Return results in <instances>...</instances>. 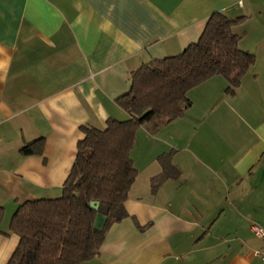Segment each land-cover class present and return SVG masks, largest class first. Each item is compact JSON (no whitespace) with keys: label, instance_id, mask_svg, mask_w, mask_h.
<instances>
[{"label":"crops","instance_id":"crops-1","mask_svg":"<svg viewBox=\"0 0 264 264\" xmlns=\"http://www.w3.org/2000/svg\"><path fill=\"white\" fill-rule=\"evenodd\" d=\"M216 11L246 17L234 32L254 65L233 92L214 75L189 90L181 117L138 129L128 215L80 264H264L251 230L264 228V0H0V264L19 243V205L62 194L81 126L128 119L116 100L131 72L196 42ZM39 138L42 153L23 155ZM162 153L175 175L153 193Z\"/></svg>","mask_w":264,"mask_h":264},{"label":"trees","instance_id":"trees-1","mask_svg":"<svg viewBox=\"0 0 264 264\" xmlns=\"http://www.w3.org/2000/svg\"><path fill=\"white\" fill-rule=\"evenodd\" d=\"M245 19L216 11L196 42L131 72L130 91L116 100L129 118L111 117L104 128L81 126L84 137L77 144L62 194L27 200L12 215L10 229L19 243L8 264H80L100 254L108 229L128 215L125 201L138 176L131 157L138 129L145 125L155 133L181 117L191 104L189 90L214 75L227 79L230 93L240 85L256 60L252 52L240 48L243 35L234 32ZM43 147L44 139L39 138L21 152L41 154ZM158 160L162 172L151 178L153 193L175 175L169 153ZM3 214L0 206V222ZM98 215L105 217L102 228L95 226Z\"/></svg>","mask_w":264,"mask_h":264},{"label":"rangeland","instance_id":"rangeland-1","mask_svg":"<svg viewBox=\"0 0 264 264\" xmlns=\"http://www.w3.org/2000/svg\"><path fill=\"white\" fill-rule=\"evenodd\" d=\"M143 149H144L143 140L139 139L137 141V144H136V147H135L134 151L132 152V157H133V159L135 161V164L137 166H138V164L140 165V162H141V159H142ZM157 149H158V146L155 147L153 155L156 153V151H160V150H157ZM148 157H150V155ZM140 167L141 166H139V168Z\"/></svg>","mask_w":264,"mask_h":264},{"label":"built area","instance_id":"built-area-1","mask_svg":"<svg viewBox=\"0 0 264 264\" xmlns=\"http://www.w3.org/2000/svg\"><path fill=\"white\" fill-rule=\"evenodd\" d=\"M251 230L256 236L261 237L264 240V228L262 226L253 223L251 224ZM260 257L264 261V249L260 252Z\"/></svg>","mask_w":264,"mask_h":264},{"label":"water","instance_id":"water-1","mask_svg":"<svg viewBox=\"0 0 264 264\" xmlns=\"http://www.w3.org/2000/svg\"><path fill=\"white\" fill-rule=\"evenodd\" d=\"M93 207L95 208V209H97V207H98V204L96 203H93ZM104 221H105V217L104 216H101V215H98L97 217H96V220H95V226L97 227V228H102V226L104 225Z\"/></svg>","mask_w":264,"mask_h":264}]
</instances>
